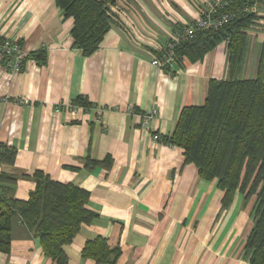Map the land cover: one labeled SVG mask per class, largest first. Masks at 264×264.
I'll list each match as a JSON object with an SVG mask.
<instances>
[{
  "label": "crops",
  "instance_id": "obj_1",
  "mask_svg": "<svg viewBox=\"0 0 264 264\" xmlns=\"http://www.w3.org/2000/svg\"><path fill=\"white\" fill-rule=\"evenodd\" d=\"M212 1L119 0L98 50L84 55L72 47V21L55 0H0V37L25 54L18 73L0 60V143L17 151L0 172L18 178L13 195L19 200L34 189L36 170L89 193L87 208L96 218L64 246L68 264H96L81 255L96 237L120 248L115 264H248L243 247L253 199L244 203L236 193L222 209L216 181L200 178L180 148L163 142L183 108L204 104L209 80L226 77V46L172 72L150 63L168 36ZM256 11L241 79L255 77L264 43V7ZM38 50L44 61L29 57ZM79 97L90 103L87 111L56 112ZM152 110L158 114L143 125L141 116ZM87 158L110 166L86 168ZM0 264L52 261L15 218Z\"/></svg>",
  "mask_w": 264,
  "mask_h": 264
},
{
  "label": "trees",
  "instance_id": "obj_2",
  "mask_svg": "<svg viewBox=\"0 0 264 264\" xmlns=\"http://www.w3.org/2000/svg\"><path fill=\"white\" fill-rule=\"evenodd\" d=\"M118 1L55 0L64 18L72 21V47L84 55L98 50L114 22L112 8ZM258 7H264V0H226L216 16L228 14L227 22L217 29L196 30L192 38L175 47V64L181 65L184 60L200 61L225 44L226 77L210 79L204 104L183 108L174 131L163 138L167 145L183 151L185 163L193 164L200 178L216 181L223 193L222 209L230 206L236 193L244 197V203L253 199L252 227L243 247L248 264H264V43L255 77L240 78L248 30L258 20ZM42 55L38 50L29 57L44 61ZM70 105L85 111L90 108L83 97ZM16 153V148L0 143V166L12 165ZM98 164L110 166L104 161L85 160L86 168ZM31 178L34 189L26 200H19L13 195L18 178L0 172V252L10 251L11 227L18 218L37 238L52 264H68L64 246L72 242L82 225L96 218L87 208L89 193L52 180L40 170ZM81 253L96 264H115L120 248L96 237L85 243Z\"/></svg>",
  "mask_w": 264,
  "mask_h": 264
},
{
  "label": "built area",
  "instance_id": "obj_3",
  "mask_svg": "<svg viewBox=\"0 0 264 264\" xmlns=\"http://www.w3.org/2000/svg\"><path fill=\"white\" fill-rule=\"evenodd\" d=\"M226 6V0H213L205 10L199 13V16L189 25L175 29L165 40L160 51L151 60V65L159 70L171 72L175 64L174 49L183 41L192 38L196 30H209L220 28L229 19L228 14L217 15L218 11ZM247 10V9H245ZM25 54L20 46L9 38L0 37V60L5 62L7 70L11 73L20 72ZM24 103V100H20ZM80 107H72L70 104L56 106L55 110H66L74 112ZM127 112L132 113V107H127ZM158 114L157 110H152L148 114L142 115L143 125ZM154 141H159L158 135L153 136Z\"/></svg>",
  "mask_w": 264,
  "mask_h": 264
}]
</instances>
